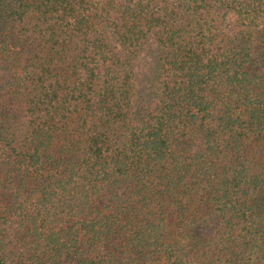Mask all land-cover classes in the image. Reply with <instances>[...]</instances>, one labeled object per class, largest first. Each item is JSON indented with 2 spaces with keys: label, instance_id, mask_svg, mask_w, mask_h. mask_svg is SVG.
<instances>
[{
  "label": "trees",
  "instance_id": "trees-1",
  "mask_svg": "<svg viewBox=\"0 0 264 264\" xmlns=\"http://www.w3.org/2000/svg\"><path fill=\"white\" fill-rule=\"evenodd\" d=\"M0 264H264V0H0Z\"/></svg>",
  "mask_w": 264,
  "mask_h": 264
}]
</instances>
